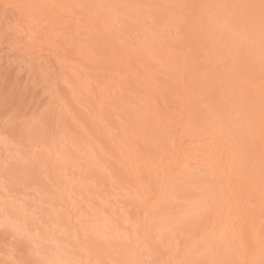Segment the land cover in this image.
Returning a JSON list of instances; mask_svg holds the SVG:
<instances>
[{
  "label": "bare ground",
  "instance_id": "6f19581e",
  "mask_svg": "<svg viewBox=\"0 0 264 264\" xmlns=\"http://www.w3.org/2000/svg\"><path fill=\"white\" fill-rule=\"evenodd\" d=\"M9 11L49 38L51 52L64 45L77 66L58 61L57 68L78 83L82 74L92 79L93 90L83 92L91 105L95 89L101 91L104 101L96 104L108 109L97 113L101 121L123 115L133 124L141 168L123 134L115 148L130 162L135 185L148 184L138 245L125 246L100 228L71 247L72 221L73 230L51 222L68 246L62 260L44 254L56 240L43 234L41 221L0 202L3 221L12 217L27 227L25 237L0 225V234L24 249L27 264H107L109 254L116 264H264V0H0V18ZM3 153L0 160L8 157ZM9 162L4 177L14 185L38 161L27 173ZM176 222L177 259H155L151 241Z\"/></svg>",
  "mask_w": 264,
  "mask_h": 264
},
{
  "label": "rangeland",
  "instance_id": "374dc122",
  "mask_svg": "<svg viewBox=\"0 0 264 264\" xmlns=\"http://www.w3.org/2000/svg\"><path fill=\"white\" fill-rule=\"evenodd\" d=\"M4 15L6 16L0 18V148H4L3 155L9 158L6 157L7 161H5L2 155L3 158L0 160L1 163L7 162V164H0L1 204H6L19 213L22 212L26 219L30 218L29 220H35L34 222L41 221L45 227L43 232L44 230L46 232L43 234H48L50 237L54 235L56 240L52 242L53 244L51 243V246L49 245L48 251L44 247L43 252L45 254V252L53 251L52 254L55 253L53 257L59 260H62L65 255L61 251H65L64 247L68 248V246L58 239L59 232L54 230L55 227L51 226V222H57L59 226L62 223L61 226L72 230L73 226L76 227L74 229L78 235L71 231L76 240L70 239L71 243H67L71 247L83 238L82 234L86 236L100 228L107 235H113L112 239L118 240L125 246L138 245L140 239L136 234L141 229L140 225L145 215L141 192L147 190L148 184L145 179H141V189L135 185V177L129 168L130 162L122 158L115 148L117 136L123 134L124 147L134 154L133 162L141 168L143 158L138 153L140 147L133 141L136 134L133 124L123 115L111 116L107 123L101 121L97 113L108 112L105 107L100 110L99 103L104 101L101 91L95 89V101L99 103H91V105L87 104L88 96L83 92V87L93 90L95 84L93 85L92 79L82 74L78 83L71 79L72 76L66 73L64 75L62 70L57 68L61 65L60 63H63L62 66H70L71 63L77 66L64 45L51 52L49 38L38 34L31 21L24 22L19 16V19L17 18L16 13L10 11ZM13 40L17 41L18 43L15 42V44L19 46L11 51L8 43ZM57 62L59 64H55ZM78 66L82 71L87 69L82 63ZM22 132L24 135L27 134L21 136ZM19 137H22V141L18 139ZM6 149L9 153L5 151ZM3 151L1 149L0 155ZM80 157L82 160L85 158L84 162L79 160ZM9 161H14L13 165H16L19 170L21 168L22 172L23 170L26 172L28 168L30 170L34 162L35 164L31 169L32 173L26 172L27 176H24V173L22 176L25 179L20 175L17 183L11 185L4 177L12 163ZM40 167L42 170L39 169ZM57 167H61L62 170H58ZM67 167L70 170H67ZM63 169L69 172L63 173ZM91 169L95 171L94 175H91L93 172H90L91 176L86 175V172ZM57 171H60V174ZM58 174H62L61 177ZM75 178L78 179L76 182H74ZM71 179L73 181H70ZM13 187L15 190L18 188L15 191ZM78 190H80L79 194ZM65 191L71 193L64 195ZM130 203L131 205H128ZM71 204L72 206H69ZM72 208L75 209L73 212ZM23 214L20 213L22 216ZM3 218H0V225L4 227L6 225L7 228H12V231L17 230L18 234L21 233V236L26 237V225L21 223L23 221L19 223L12 217L3 221ZM66 219L67 222H65ZM179 223L181 224V222H176L177 225L173 223L172 231L151 241L153 242L152 251L157 252L155 259H158L159 255L163 259H177L179 248L173 250V247H181L176 238L180 233V230H177L180 229ZM93 226L97 229H93ZM85 227L87 229L84 230ZM88 227L91 229L88 230ZM46 228L49 229L46 230ZM30 235L27 237L35 240L34 236ZM29 239L26 240L32 241ZM99 240L101 243L102 239H97L98 242ZM143 247L147 248L145 245H142ZM83 254L87 256V251ZM7 257L14 264H27L24 249L7 241L5 236L0 234V259ZM148 260L150 259H146ZM1 262L0 260V264ZM106 262L116 264L115 255L109 254Z\"/></svg>",
  "mask_w": 264,
  "mask_h": 264
}]
</instances>
